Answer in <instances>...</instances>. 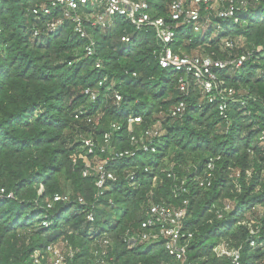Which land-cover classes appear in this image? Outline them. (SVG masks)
<instances>
[{"label": "trees", "instance_id": "trees-1", "mask_svg": "<svg viewBox=\"0 0 264 264\" xmlns=\"http://www.w3.org/2000/svg\"><path fill=\"white\" fill-rule=\"evenodd\" d=\"M50 1L0 0V264H35V252L43 255L60 239L80 249L71 264H90L92 247L105 236L115 240L120 264H180L162 242L127 250L121 241L127 228L140 223L151 199L180 203L173 200V181L167 176L172 163L192 188L190 260L232 264L213 251L226 240L241 249V264H264V50L258 51L264 46V0L240 14V24L220 19L223 27L215 36L212 29L189 30L175 40V50L188 54L227 58L250 53L242 67L220 77V87L235 90L233 98H224L227 118L219 114L218 102L203 98L194 84L188 93L179 89V74L159 64L162 45L153 29L139 31L124 18L109 30L87 22L98 43L97 54L89 57L88 40L75 32L71 20L50 31L60 10L34 13ZM169 1L156 0L152 12L166 15ZM125 36L131 41L124 42ZM226 36L235 43L232 50L223 45ZM97 59L103 63L100 69ZM97 87L99 97L92 102L85 90ZM116 92L123 96L119 104ZM216 95L217 101L224 97L219 91ZM182 101L186 112L172 117L170 110ZM129 116L140 117L145 128L160 123L164 133L158 151L110 161L107 167L117 180L107 182L98 196L96 176L84 177L83 160L74 165L71 156L83 151L82 137L100 141L113 122L122 124L116 149H132ZM210 158H218L213 182L199 187L196 177ZM131 171L134 181L127 176ZM62 195L68 200H55ZM228 201L232 207L225 210Z\"/></svg>", "mask_w": 264, "mask_h": 264}, {"label": "built area", "instance_id": "built-area-1", "mask_svg": "<svg viewBox=\"0 0 264 264\" xmlns=\"http://www.w3.org/2000/svg\"><path fill=\"white\" fill-rule=\"evenodd\" d=\"M156 0H51L49 4H43L34 10L37 15H50L54 10H60L62 16L50 25V31L56 30L63 24L65 19H69L74 24V30L81 38L88 40L85 46L86 55L94 57L97 54L98 43L93 39L87 30V22L95 28L109 30L114 26L119 18H124L136 27L139 31L151 28L156 32L157 39L162 48L157 53L159 64L164 69H172L179 74V89L188 93L192 84L198 87L203 98H208L209 102H218L219 114L223 118L228 117L229 103L224 98H233L234 88L220 87V77L223 72L242 67L249 59L250 53H244L236 57L218 58L210 53L188 54L183 50L176 51L175 40L178 34H186L192 30L194 33H206L214 25L217 29H222L221 20H232L234 24H240L242 17L240 14L247 12L249 7L255 2L263 0H170L166 15L153 13V4ZM85 12V13H83ZM225 31V30H224ZM39 31H35L38 35ZM124 42H130L131 38L125 36ZM225 49L232 50L235 47L233 39L227 37L223 39ZM264 50L259 47L258 51ZM96 68H102L100 59L95 62ZM134 75H136L134 73ZM101 80L98 86H102ZM216 91L224 97L218 100ZM85 93L92 102H96L99 97V88H88ZM123 96L115 93V102L120 103ZM245 104V102H243ZM187 110L184 101L170 110L172 117H181ZM79 118V115H76ZM140 117L129 116L128 126L130 129V144L132 149L117 150L114 144L115 134L122 128L120 122H113L109 130L104 132L100 141L94 135H88L81 139V153L71 156L73 164H77L81 159L85 167L83 176H96V186L99 189L98 196L103 194L106 184L109 181L117 180V175L108 169L110 161L123 157H133L137 152H147L149 154L158 151V138L164 133L163 129L155 124L144 128L141 132H136L132 128L133 124ZM89 119V122H92ZM161 126V125H160ZM260 141L264 144V131L260 136ZM218 158H210L204 170L196 177L197 186L209 187L214 179L215 161ZM145 172H150L151 167L146 166ZM240 172L235 170L234 177H238ZM132 180L136 176L135 171L127 175ZM167 176L172 179L171 193L175 202H156L153 200L140 223L137 226L129 227L121 235L122 245L127 250H132L141 244L163 243L166 253L180 264H194L189 258V252L194 239V232L188 226L190 217L192 188L187 178H179L174 171V164H171ZM134 181V180H133ZM134 184V182H133ZM4 192V190H2ZM9 194L8 197H12ZM68 195L56 196L55 200H68ZM84 202L83 198L79 199ZM232 202L225 203V210H230ZM222 214H219L221 217ZM90 221H94L92 214L88 215ZM48 226V222L43 223ZM255 246V242H252ZM117 245L113 238L105 236L101 238L90 251V264H120L118 262ZM79 248L71 245L69 240L60 239L49 244L45 253L37 251L34 254L35 264H71L75 259ZM214 254L218 258H229L232 264H241V249L231 246L226 240H221L213 248Z\"/></svg>", "mask_w": 264, "mask_h": 264}, {"label": "rangeland", "instance_id": "rangeland-1", "mask_svg": "<svg viewBox=\"0 0 264 264\" xmlns=\"http://www.w3.org/2000/svg\"><path fill=\"white\" fill-rule=\"evenodd\" d=\"M217 26H218V24H215L214 25V28H213V36H215L218 32V29H217ZM225 31H227V30H225ZM231 36V35H230ZM228 36H226V37H224V39L225 38H227ZM240 38L239 39H242V36H239ZM223 47V46H222ZM185 52V51H184ZM186 53V52H185ZM158 128H161V126H160V123H156L155 124ZM132 128H134L136 131H138V132H141L145 127H144V125H143V123H142V121L141 120H137L136 121V123H134L133 124V126H132ZM162 129V128H161ZM167 162H170V160L169 161H167ZM63 179V184H66L67 183V180L65 179V177H63L62 178Z\"/></svg>", "mask_w": 264, "mask_h": 264}]
</instances>
